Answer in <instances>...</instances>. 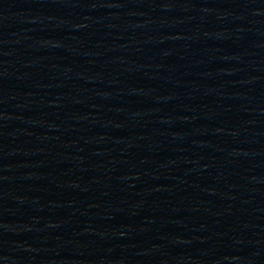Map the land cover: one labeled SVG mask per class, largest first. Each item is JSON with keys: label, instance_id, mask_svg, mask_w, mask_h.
Returning a JSON list of instances; mask_svg holds the SVG:
<instances>
[{"label": "water", "instance_id": "obj_1", "mask_svg": "<svg viewBox=\"0 0 264 264\" xmlns=\"http://www.w3.org/2000/svg\"><path fill=\"white\" fill-rule=\"evenodd\" d=\"M0 264H264V0H0Z\"/></svg>", "mask_w": 264, "mask_h": 264}]
</instances>
